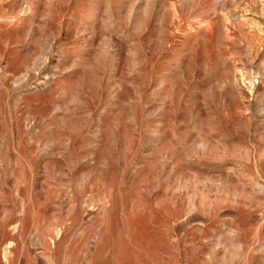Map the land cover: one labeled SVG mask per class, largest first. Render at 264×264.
I'll return each instance as SVG.
<instances>
[{"label": "rangeland", "instance_id": "374dc122", "mask_svg": "<svg viewBox=\"0 0 264 264\" xmlns=\"http://www.w3.org/2000/svg\"><path fill=\"white\" fill-rule=\"evenodd\" d=\"M0 264H264V0H0Z\"/></svg>", "mask_w": 264, "mask_h": 264}]
</instances>
